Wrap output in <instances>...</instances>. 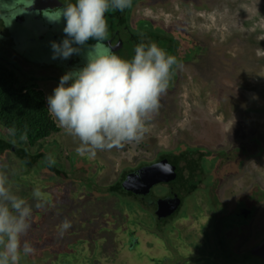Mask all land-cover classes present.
<instances>
[{"label":"rangeland","instance_id":"rangeland-1","mask_svg":"<svg viewBox=\"0 0 264 264\" xmlns=\"http://www.w3.org/2000/svg\"><path fill=\"white\" fill-rule=\"evenodd\" d=\"M72 1L0 0V34L7 36L5 40L0 36L4 41L0 42L4 57L0 62L24 84L35 82L46 92L52 91L65 72L84 65V55L73 54L67 60L52 58L51 42L64 39L60 35L64 20L49 18L56 17ZM130 10L131 7L118 12L126 19ZM134 18L150 20L169 33L177 28L204 49L197 54L192 52L183 63L182 58L177 59L179 67H174L160 107L139 144L97 152L94 157L100 163L95 167L103 168L100 177L94 169L83 176V165L78 166V161L93 157L77 155L78 141L67 135L53 117L61 131L39 145H57L53 147L54 165L68 178L51 171L19 170V160L13 154L0 155V173L8 176L13 191L33 207L31 227L24 239L31 242L35 251L24 260L21 255L20 264H62L63 242L74 233L79 234L75 237L80 241L91 242L88 246L81 243L79 250L88 257L82 256V264H144L150 257H162L163 245L148 234L142 237L138 255L124 250L123 233L118 229L126 223L128 214L119 201L104 193V187L119 183L125 169L151 164L159 153L183 144L213 153L226 152L236 162L243 159L241 147L230 153L233 142L242 145L258 140L264 148V0H149L135 9ZM121 26L127 29L125 24ZM123 44V54L130 57L131 48ZM51 93L47 92V96ZM36 150L31 148L30 152L35 154ZM92 162L88 163L91 167ZM222 180L218 197L224 202L253 190L264 191V150L261 157L245 160L238 174L229 173ZM92 183L102 188L100 194L92 192ZM34 188L41 192L39 201L32 197ZM75 190L76 194L71 195L70 191ZM37 203L42 207L36 208ZM65 218L72 226L60 236L57 226ZM89 228L95 239L103 242L98 253L101 259L95 262L87 250L89 246L94 249L93 237L85 232ZM100 229L103 232L97 231ZM242 235L247 239L242 244L240 238L237 249L241 251L263 239L264 204L254 218L252 233Z\"/></svg>","mask_w":264,"mask_h":264},{"label":"clouds","instance_id":"clouds-1","mask_svg":"<svg viewBox=\"0 0 264 264\" xmlns=\"http://www.w3.org/2000/svg\"><path fill=\"white\" fill-rule=\"evenodd\" d=\"M132 2L75 0L61 8L56 17H48L51 21L64 20V39L51 42L53 59L67 60L79 54L86 42L95 41L84 53V65L65 72L46 97L48 113L78 141L75 151L79 156L94 157L98 151L139 144L160 107L174 67H179L177 57L155 42L138 43L130 59L114 54L104 43L108 33L105 14L109 10L123 12ZM45 161L50 166L55 164L51 154H46ZM32 197L40 200L38 188L33 189ZM32 213L33 207L13 191L8 176L0 173V264H20L21 255L34 253L31 242L24 239ZM71 226L70 220H62L58 235Z\"/></svg>","mask_w":264,"mask_h":264},{"label":"flooded vegetation","instance_id":"flooded-vegetation-1","mask_svg":"<svg viewBox=\"0 0 264 264\" xmlns=\"http://www.w3.org/2000/svg\"><path fill=\"white\" fill-rule=\"evenodd\" d=\"M148 1L149 0H134L132 2L130 14H127L126 19L118 15V11L109 10L105 14L108 32L111 33L108 34L109 40L104 43L109 47L116 44L119 47L118 52L122 55L120 56L121 58L127 57L123 54L124 51L122 50L123 45H121V42H123V40L130 39L133 43H140L145 41L140 40L141 37L138 36L147 38L150 34H160L166 37L169 34V30L162 29L160 26L153 24L150 20L134 18L135 9L140 4ZM72 2L74 3L75 0ZM115 16L116 19L114 18ZM121 20L122 24H125L127 29H124L123 26V29H121V25H119V21ZM116 27L119 28L116 30ZM174 30H177V28H173L172 31ZM127 32H130L129 35L126 34ZM8 35L11 36L9 33ZM0 36L4 40L7 37L4 34H0ZM0 42L4 43L1 39ZM88 43L89 44H86V46L93 44L92 40H89ZM188 43H192L190 45L193 46L190 47L188 45V57L191 56L192 52L197 54V52L200 53L201 50L204 49L202 45H197V42L191 38ZM113 52L116 53L114 49ZM128 58H131V56H128ZM80 60L82 61V59ZM188 60L189 59L186 61ZM83 63H85V60H83L82 65ZM71 70L72 69H70V71ZM258 143L261 144L259 141ZM232 145L233 147L230 153H234L239 147H241V151L244 149L243 145L239 142H233ZM52 146L53 145H51V147ZM39 147L48 148L49 145H40ZM173 151L177 154L168 153L166 155H161V153H159L151 164H141L135 169H125L122 171L123 178L119 184L124 182L127 175L144 169L145 167L155 166V171H159L160 173L155 175L151 172L149 173L150 177L146 176L143 178L146 180L139 181L137 179V185L131 187V185L128 184L125 192L119 191L116 196L110 194L111 197L113 196L119 201L120 205L123 207V211L128 214L123 229V236L121 238V244L124 250L135 253L140 251L142 237L145 234L157 240L158 237L162 238V236L159 235L158 228L164 225V235L166 234L167 239L172 242L174 251L171 254H167L166 252L162 257H150L147 264H227V262L231 264H264V259L258 256L260 254L253 255L251 253L256 246L264 241V237L258 244L249 250L241 251L237 249V246L240 244V238L242 244L246 242L245 239L247 238L243 239L244 236L242 234L249 236L252 233L254 218L257 211L264 203L260 207H254L253 203H248L250 200V193H246L242 197L227 202H224L218 197L222 187L223 177L228 175L227 172H229L237 162L234 161L232 157L226 156L224 158L223 155L219 154L212 156L204 155L201 151L213 152L206 148H193L185 144L178 146ZM186 151L188 152L187 155H189L186 157V160H177L180 154ZM200 158H202V160H199ZM95 159L96 158H92V161ZM88 160L90 161L89 157L81 159L78 161V166L82 164L83 169L91 170L94 164L100 163L95 160L94 163L92 162L91 167V165L88 166ZM194 161L198 164L200 162V167L204 170V174L199 171L198 175L192 178L190 175L191 172H189L190 168L188 167V162L193 163ZM43 163L41 166L44 169ZM241 165L242 164L239 166V171ZM225 169L228 171L225 172ZM158 178H166V181L155 185L156 179ZM70 192L71 195L76 194V190L75 192ZM167 200H173L172 208L169 203L160 205L159 201L164 202ZM176 208L178 209L172 213L171 209ZM132 225H134V227H132ZM195 227L202 230V243L207 251L205 254L208 255H202L198 257V260L192 259L191 256L184 255L183 252V249L187 246L188 238L192 237L191 231ZM185 228L187 229L186 232ZM247 228L250 230L247 231ZM104 230H107V228L104 227ZM119 230L121 229H118V231ZM97 231H100V233L103 232L102 229ZM167 232H169V235ZM176 241L180 243L178 244ZM203 258H208L210 261L201 262Z\"/></svg>","mask_w":264,"mask_h":264},{"label":"trees","instance_id":"trees-1","mask_svg":"<svg viewBox=\"0 0 264 264\" xmlns=\"http://www.w3.org/2000/svg\"><path fill=\"white\" fill-rule=\"evenodd\" d=\"M118 15H120V13ZM114 18L116 19V16ZM121 24L122 20L119 21V25ZM118 28L119 27H116L115 29L117 30ZM121 29H123L122 26ZM138 37H141L140 40L145 41L144 43L155 42L160 48L164 49L169 54L176 56L177 59L180 60L182 58V63L185 62L188 57L186 55L189 53L188 42L190 37L182 31L174 30L166 37H163L160 34H150L148 37L146 36L147 38L142 36ZM123 43L128 44L129 48H131L132 57L134 55V48L139 42L133 43L130 39H127L123 40L121 45H124ZM1 54L2 53H0V59L3 57ZM9 129H14V133L10 134ZM59 131L60 129L55 124L52 116L48 113L44 92L36 84H24L18 79L13 71L0 62V155L7 153L13 154L19 160V170L29 171V169H38L44 172L51 171L55 175L64 177L63 175L65 174L61 169L54 164L50 166L45 161L46 154H51L52 156L55 154L54 148H56L57 145L48 143V148H38V146H40L39 142L48 139ZM15 139L17 140V143H14ZM51 145L53 146L51 147ZM242 145L244 149L241 151L240 148V154L243 160L237 162V164L233 166L235 169L232 167L233 169L231 168L229 172L225 169V172H227L228 175L229 173L232 175L238 174L239 166L245 160L262 156L263 146L258 143V140H254L249 144L243 142ZM31 148L37 149L35 154L30 152ZM238 150L239 149L235 150V152ZM201 152L207 156L219 154L223 155L224 158L226 157V152L222 151L218 153ZM168 153L177 154L175 151H170L167 153L161 152V155H166ZM187 153L188 152L186 151L180 154V157L177 158V160L185 161L186 157L189 156ZM199 160H202V158ZM42 163L44 169L41 166ZM89 165L90 164H88V166ZM24 166L28 168L25 169ZM188 167L190 168L189 172H191L190 175L192 178H195L199 171L204 174V170L200 167V162L199 164L195 163V161L193 163L188 162ZM83 170V176L85 177L89 169ZM93 172L97 173L98 176L99 170L95 168ZM66 177L68 178L69 176H65L64 178ZM224 178H226V176H224L223 179ZM101 191L102 188L92 183L93 193L100 194ZM119 191L125 192L119 183H116L107 189L108 193L115 196ZM104 193L108 194L106 192ZM249 197L250 200L248 203H253L254 207H260L264 203V191L262 190L257 189L251 191ZM24 259L25 256L22 260Z\"/></svg>","mask_w":264,"mask_h":264},{"label":"water","instance_id":"water-1","mask_svg":"<svg viewBox=\"0 0 264 264\" xmlns=\"http://www.w3.org/2000/svg\"><path fill=\"white\" fill-rule=\"evenodd\" d=\"M60 30L62 31L63 30V27L60 28ZM60 35H64V33H60ZM107 40H109V37H108V34L104 40V42H106ZM95 41H92V43H94ZM86 44H89L88 42H86ZM86 47L88 46H83L80 50V53L79 55L82 57V55H84L85 51H86ZM111 49L115 50L116 55H118L119 57L122 56L119 52H118V46L115 44L114 46L111 45L110 46ZM123 59H130L128 57H124ZM155 166L153 167H145L144 169H141V170H138L136 172H133L129 175L126 176V179L124 180V182L121 183V186L123 188V190H126V187L128 184L131 185V187L133 185H137V179L140 181V180H146V179H143L145 178L146 176L147 177H150L149 176V173L153 172L155 175L159 174L160 172L159 171H155L156 168H154ZM141 178V179H140ZM156 184L155 185H158L159 183H163L166 181V178H158L156 179ZM154 185V186H155ZM131 190V189H130ZM132 192V190H131ZM160 202V205L161 204H171V208H172V201H159ZM179 208V207H178ZM178 208L176 209H171L172 210V213L175 212ZM133 223H134V220H133ZM128 224V222H127ZM120 226V229H121V232L123 233V229H124V226L125 224L123 225H119ZM132 227H134V225H132ZM158 231H159V235L162 236V238L158 237V241L163 245V248H164V251L165 253L167 252V254H171L173 253L174 251V247L172 245V242H170L167 237H166V234L164 235V225H161L159 228H158ZM85 232H88V235L87 236H92L93 237V243H92V248L94 247L93 250H91V246L88 247V253H91L92 255V260L95 262L96 260H100L101 256H98V253L100 255V250H101V247H102V240H97L95 239V237L92 235V229L89 228V230H86ZM80 233H83L82 231ZM192 237H189L188 238V242H187V246L183 249V252H184V255H187V256H191L192 259L194 260H198V257L202 256V255H205V256H208L207 254V251L205 250L204 246H203V243H202V236H201V233H202V230H200L198 227H195L192 231ZM167 234L169 235V232H167ZM79 236V234L77 233H74L69 236H66V240L63 242V245H65V253H63L62 255V264H82L79 260L83 257H86L88 258L84 253L81 254V250H79L80 246H81V243H85L87 246L88 245H91V242H89V244H87V242H82L80 241L81 238H76L75 236ZM123 236V235H122ZM73 237V239H71ZM83 237V235H82ZM77 242L76 246L74 243ZM178 244L180 243L179 241H176ZM72 243L74 245H72ZM91 251H90V250ZM130 252V251H128ZM140 251L138 252H133L134 255H138ZM204 253V254H203ZM251 253L253 255H257V254H260L258 256L262 257L264 259V241H262L258 246H256L252 251ZM182 259H184L183 257H181ZM79 261V262H78ZM203 261H210V259L208 258H203L201 259V262ZM146 262V261H145ZM148 263V262H146ZM143 264V262H142ZM227 264H231V263H228Z\"/></svg>","mask_w":264,"mask_h":264},{"label":"crops","instance_id":"crops-1","mask_svg":"<svg viewBox=\"0 0 264 264\" xmlns=\"http://www.w3.org/2000/svg\"><path fill=\"white\" fill-rule=\"evenodd\" d=\"M33 83H35V82L29 83V84L26 83V84H27V85H31V84H33ZM39 88H40V87H39ZM54 88H55V87H54ZM40 89H41V88H40ZM41 90L44 92L45 97H47V92H52V91H47V92H46V91L43 90V89H41ZM46 102H47V101H46ZM57 124H58V123H57ZM59 129H60V128H59ZM60 131H61V129H60ZM93 158H95V157H93ZM90 161L92 162V160H90ZM90 161H89V162H90ZM93 168H94V169L96 168L95 165H93ZM100 172H103V168H100V169H99V173H100ZM98 177H100L99 174H98ZM115 184H116V183H115ZM115 184H113V185H115ZM110 187H112V186L104 187V189L106 190V191H105L106 193H108V192H107V189L110 188ZM108 194H110V193H108ZM110 198H114V197H113V196L111 197V195H110ZM115 199H116V198H115ZM116 201H117V200H116Z\"/></svg>","mask_w":264,"mask_h":264}]
</instances>
